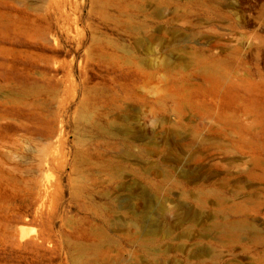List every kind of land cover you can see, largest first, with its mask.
<instances>
[{"label": "rangeland", "instance_id": "rangeland-1", "mask_svg": "<svg viewBox=\"0 0 264 264\" xmlns=\"http://www.w3.org/2000/svg\"><path fill=\"white\" fill-rule=\"evenodd\" d=\"M0 264H264V0H0Z\"/></svg>", "mask_w": 264, "mask_h": 264}, {"label": "clouds", "instance_id": "clouds-1", "mask_svg": "<svg viewBox=\"0 0 264 264\" xmlns=\"http://www.w3.org/2000/svg\"><path fill=\"white\" fill-rule=\"evenodd\" d=\"M160 79H163V77H160ZM160 85L154 84L151 87H143L142 90L145 93L151 94V95H156L159 93Z\"/></svg>", "mask_w": 264, "mask_h": 264}]
</instances>
